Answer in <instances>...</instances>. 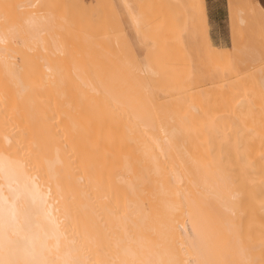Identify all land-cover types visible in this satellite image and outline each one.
I'll use <instances>...</instances> for the list:
<instances>
[{
  "label": "bare ground",
  "instance_id": "6f19581e",
  "mask_svg": "<svg viewBox=\"0 0 264 264\" xmlns=\"http://www.w3.org/2000/svg\"><path fill=\"white\" fill-rule=\"evenodd\" d=\"M193 22L204 0H0V264H264V32Z\"/></svg>",
  "mask_w": 264,
  "mask_h": 264
},
{
  "label": "rangeland",
  "instance_id": "374dc122",
  "mask_svg": "<svg viewBox=\"0 0 264 264\" xmlns=\"http://www.w3.org/2000/svg\"><path fill=\"white\" fill-rule=\"evenodd\" d=\"M86 1L87 2H92L93 0H86ZM192 1L200 2V1H203V0H189V2H192ZM204 1L206 2V0H204ZM228 1L233 3V4L240 2L243 5L242 16L244 17V19L247 20V23H242V24L233 23V22L229 23V14H228V10H227V0H208L209 4L207 5V9H208V20H209V23L193 22L190 25L196 26V27H201L203 25L210 26V32L209 33H210L214 43L217 44V45H222V46H226V47H230L231 46V43H232L231 42V34H235V33L238 32V31L231 30L230 27L249 25L251 27V29L241 30L240 32L249 33V34H253V35H259L262 32H264V31L261 30V27H264V25H262L259 22L258 23L256 22L257 19H261V18L264 19V6L262 5V3H260L258 0H228ZM194 10H195V8H193V7L192 8L191 7L187 8L188 13L192 14V15H193L192 11H194ZM163 15H164L165 21L161 25V31L164 32V33H172V32H184V33H187V34H200V33H202V31L200 29H195V28H194L195 30L191 29V30H187V31H184V30L170 31L171 21H175V24L177 26H183V22L180 21V19L177 17V15L175 13L165 12ZM232 17H235V15L233 13H232ZM125 32H126L127 36L129 37V40H130L131 44L134 46L135 44H133L134 43L133 42V39H134L133 38V36H134L133 30L131 28H129V26L125 25ZM134 48H135V51L137 52V54L140 57H143L145 55V50H146L145 47H143V46L138 47V46L135 45ZM13 82H15V78L14 77L7 76V75H4V74H3V76H1V74H0V90L1 91L2 90L5 91L6 87L8 89V85H5V84H8V83H9L10 86H12V89L15 90L16 87L14 88L15 83L13 84ZM30 83H29V87H30ZM37 84H39V83H37ZM39 85L41 86V84H39ZM40 88H42V87H40ZM10 89H11V87H10ZM36 90H39V88L36 89ZM6 91H9V90H6ZM16 91H17V88H16ZM33 92L32 91L30 92L31 95H30V98L28 100L29 102H28V104H26V106H25V104H24V106H21L22 104H19L21 106V109H22V107L24 109L23 110V112H24L23 114H22V110L19 111V113L21 112L20 114H22V115H20L22 117L20 120H22L24 118V121H27L29 124L31 123V126L29 128V134L31 133L32 138H34L36 140L37 144L39 143V146L42 147L43 144H44V139H42V137H43V134H42L43 130L42 129H43V122L44 121H43V119L41 117V115H42L41 114V110L43 108L42 107L43 104H41V103L43 102V100H40V98H39L42 95L41 96L39 95V97H38V94H39L38 92L39 91L37 92V94L35 92L34 93ZM9 94H10V92H9ZM35 94L37 95V97H35ZM37 99H39L41 101V103H39V101H37ZM14 100H15V103L12 102V103H14L13 104V108L20 110L19 108H16L17 107L16 105L18 103H17L16 99H14ZM11 101L12 100H10L9 104H12ZM6 106H7V104H6ZM8 107H10V106H8ZM8 107H6V108H8ZM18 110H15V111L12 110L11 113H9L10 116L7 114V116H5L7 118H5V119L9 120V118H11L13 120L12 116L14 115V112H16ZM8 111H10V109ZM6 113H7V111H6ZM39 114H41V115H39ZM28 115H30V116H28ZM8 120H7V122H8ZM12 120H11V123H12ZM15 120L18 121L19 125H22L21 127H22L23 131L25 130L26 127H29V124H27L26 122H24V126H23L22 122H21L22 124H20V120H18L16 118H15ZM25 124H27L26 127H25ZM31 127H33V128H31ZM26 130H28V128H26ZM26 130L24 132H26ZM40 130H42V131H41V133L38 134L37 131L40 132ZM26 136H28V135H26ZM25 146H26V144L24 142L20 146L21 147L20 149L23 150V151L26 150V149H24Z\"/></svg>",
  "mask_w": 264,
  "mask_h": 264
},
{
  "label": "crops",
  "instance_id": "0c3cea01",
  "mask_svg": "<svg viewBox=\"0 0 264 264\" xmlns=\"http://www.w3.org/2000/svg\"><path fill=\"white\" fill-rule=\"evenodd\" d=\"M260 3H262V5L264 6V0H258ZM207 5L209 4L208 0H206Z\"/></svg>",
  "mask_w": 264,
  "mask_h": 264
}]
</instances>
